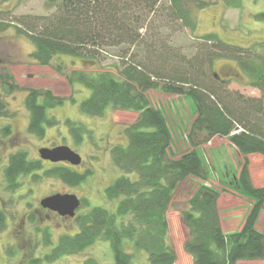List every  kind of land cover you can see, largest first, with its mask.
<instances>
[{
	"label": "trees",
	"instance_id": "trees-1",
	"mask_svg": "<svg viewBox=\"0 0 264 264\" xmlns=\"http://www.w3.org/2000/svg\"><path fill=\"white\" fill-rule=\"evenodd\" d=\"M190 3L197 4V10L209 4L202 0H48L47 15L17 21L18 30L35 46L29 58L36 64L50 67L61 56H71L92 66L91 70L69 72L62 64L55 68L72 89L68 98L56 96L50 89L26 90L30 134L43 140L47 128L59 125L48 111L66 100L75 102L76 85L91 90L81 103L86 115L101 117L108 108L138 114L125 128L128 144L111 149L114 165L124 173L105 190L107 199L119 201L116 210L94 207L77 216V232L61 236L46 260L80 255L103 241L110 243L113 264H133V255L123 246L125 240H132L137 250L148 254L150 264H175L177 254L170 244L168 214L181 184L190 178L201 182L210 179L199 147L215 137L227 139L245 158L237 177L228 173L224 177L227 185L252 201V207L240 231L225 233L218 208L220 191L198 185L188 201L189 208L180 213L188 231L184 249L193 264L264 260V233L257 228L264 211V187L254 185L248 167L251 155L259 154L264 161V56H252L253 48L232 45L213 33L198 37L195 52L190 54L173 46L172 35L163 37L164 32L173 31V25L181 23L194 35L197 31L196 14L187 7ZM227 4L242 7L241 0H228ZM5 28L7 25L0 23V31ZM123 45L129 50L116 55L119 64L96 69L106 60L104 50ZM131 48L137 51L129 56ZM219 59L234 61L247 85L258 89L261 96L250 98L229 91V81L212 72ZM0 83L4 94L20 90L6 70L0 72ZM150 91L183 96L195 103L196 117L188 136L193 150L176 156L174 135L162 110L154 106ZM9 116L7 104L0 99V117ZM67 124L76 142L81 143L87 128L71 121ZM42 162L29 160L26 152L12 154L5 168L8 188L16 190L20 178L28 175L37 182L43 177L59 179L70 187L79 186L90 175L73 170L67 163L52 164L44 170ZM82 206L89 207L83 201ZM6 222V214L0 209V229ZM50 236L45 230L46 246L52 245ZM83 264L98 262L87 258Z\"/></svg>",
	"mask_w": 264,
	"mask_h": 264
},
{
	"label": "rangeland",
	"instance_id": "rangeland-1",
	"mask_svg": "<svg viewBox=\"0 0 264 264\" xmlns=\"http://www.w3.org/2000/svg\"><path fill=\"white\" fill-rule=\"evenodd\" d=\"M164 0H160V2ZM201 1V0H200ZM209 4L204 9L197 10V4L190 3L196 14L198 28L195 35L182 24L173 25V31L164 32L163 37H171L173 46L184 49L186 53L195 52L193 47L199 43L200 36L213 33L222 41L241 47H251L255 51L252 56H264V0H241V8L230 7L228 0H202ZM48 0H0V23L7 25L0 31V72L8 71L13 75L20 90L13 94H4L0 83V99L7 104L9 117H0V209L7 217L6 226L0 229V264H83L87 258H94L98 264H113L114 255L110 243L98 242L80 255L64 257L56 261L46 260L63 235H73L77 232L76 217L88 212L94 207H103L115 211L118 200H109L105 190L124 173L113 163L111 149L114 146H126L128 139L124 133L126 126L133 123L138 114L116 108H108L101 117L86 115L81 110V103L89 98L91 90L75 86V102H66L48 111L50 117L59 121L57 127L47 128L43 140L33 136L28 131L29 111L25 105L26 90L31 88L50 89L56 96L68 98L72 89L65 77L56 72L55 68L62 64L65 72L72 69H88L92 66L83 63L80 58L61 56L53 66L44 67L33 62L29 55L35 46L29 38L18 30L17 21L24 17L45 16ZM21 27V26H20ZM174 29L176 30L174 32ZM142 34L146 33L143 29ZM168 35V36H167ZM262 44L261 48L259 45ZM129 50L128 45L104 50L106 60L96 69H108L119 64L122 55ZM137 51L131 48L129 56ZM91 65V64H90ZM212 72L217 78L229 81L227 89L239 92L250 98H259L261 92L247 85V79L232 60H216ZM154 106L164 113L174 135L176 156L193 150L188 141L191 124L196 117L195 103L186 97L168 95L161 91H150ZM67 121L83 125L88 132L83 135V141L77 143L69 131ZM9 131L5 132L6 128ZM200 139H203L200 136ZM198 141V138L195 139ZM67 145L82 157V164L73 170L90 175L79 186L70 187L59 179L43 177L34 181L33 175L20 178V186L16 190L8 188L5 178V168L12 154L26 152L29 160H41V148H54ZM210 173L207 182L190 178L179 186L174 196V203L169 211L170 244L173 246L177 261L175 264H193L184 244L188 231L182 223L181 211L189 208L188 201L198 185L205 184L220 191L218 208L225 233L240 231L252 207V201L241 195L225 182V173L230 176L239 175L244 163V157L222 137L199 147ZM42 161V160H41ZM250 177L256 187H264V161L261 155L248 157ZM44 165V170L52 168ZM65 164V163H61ZM69 165V164H67ZM39 174V173H38ZM135 178V175H130ZM74 194L82 206L77 210L75 218L62 219L60 215H51L42 208V199L54 194ZM73 227V228H72ZM257 228L264 233V211ZM51 234L52 245H45L44 231ZM124 249L133 255V264H150L148 254L137 250L132 240L124 241ZM38 260V263L36 262ZM238 264H264V260L242 261Z\"/></svg>",
	"mask_w": 264,
	"mask_h": 264
},
{
	"label": "water",
	"instance_id": "water-1",
	"mask_svg": "<svg viewBox=\"0 0 264 264\" xmlns=\"http://www.w3.org/2000/svg\"><path fill=\"white\" fill-rule=\"evenodd\" d=\"M40 158L54 164L68 163L77 167L82 164V157L67 145L54 148H41ZM42 208L57 212L62 217L75 218L81 207V200L74 194H54L41 200Z\"/></svg>",
	"mask_w": 264,
	"mask_h": 264
},
{
	"label": "flooded vegetation",
	"instance_id": "flooded-vegetation-1",
	"mask_svg": "<svg viewBox=\"0 0 264 264\" xmlns=\"http://www.w3.org/2000/svg\"><path fill=\"white\" fill-rule=\"evenodd\" d=\"M0 14H1V11H0ZM46 164H51V162H48V161H44ZM53 164V163H52ZM44 209V208H43ZM49 214H51V215H59L57 212H54V211H51V210H49V209H45ZM61 218L64 220V219H66V218H68V217H62L61 216Z\"/></svg>",
	"mask_w": 264,
	"mask_h": 264
},
{
	"label": "crops",
	"instance_id": "crops-1",
	"mask_svg": "<svg viewBox=\"0 0 264 264\" xmlns=\"http://www.w3.org/2000/svg\"><path fill=\"white\" fill-rule=\"evenodd\" d=\"M213 141V140H212ZM211 142V141H210Z\"/></svg>",
	"mask_w": 264,
	"mask_h": 264
}]
</instances>
